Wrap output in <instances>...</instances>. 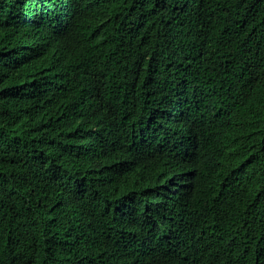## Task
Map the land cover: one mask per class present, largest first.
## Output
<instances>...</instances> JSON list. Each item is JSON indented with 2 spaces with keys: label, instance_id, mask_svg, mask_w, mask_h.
Segmentation results:
<instances>
[{
  "label": "trees",
  "instance_id": "obj_1",
  "mask_svg": "<svg viewBox=\"0 0 264 264\" xmlns=\"http://www.w3.org/2000/svg\"><path fill=\"white\" fill-rule=\"evenodd\" d=\"M0 264H264V0H0Z\"/></svg>",
  "mask_w": 264,
  "mask_h": 264
}]
</instances>
